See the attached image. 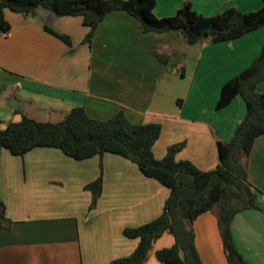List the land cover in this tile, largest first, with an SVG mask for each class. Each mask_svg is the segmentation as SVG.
<instances>
[{
	"label": "crops",
	"instance_id": "crops-1",
	"mask_svg": "<svg viewBox=\"0 0 264 264\" xmlns=\"http://www.w3.org/2000/svg\"><path fill=\"white\" fill-rule=\"evenodd\" d=\"M187 2L206 17L232 8L255 12L264 5V0H156L154 14L175 16ZM5 16L12 28L0 32L3 129L23 116L57 123L53 119L62 121L75 108L100 121L124 112L133 124L162 126L156 159L176 146L177 161L204 172L220 165L219 143L232 140L247 114L241 96L218 110L221 91L261 55L264 27L232 41L189 45L176 32L145 34L132 16L115 12L88 43L89 28L80 16L58 17L44 8L27 17L6 10ZM46 27L70 37L71 44ZM257 91L264 95V81ZM101 164L103 192L90 210L86 186L98 179ZM248 173L259 208L234 216L232 237L246 264H264V135L254 143ZM169 196L168 188L119 155L77 161L55 148H37L24 157L2 149L0 197L9 222L0 226V264H111L139 245L124 230L158 218ZM193 229L204 264H229L215 212L198 217ZM174 244V236L165 233L145 264H163L156 253Z\"/></svg>",
	"mask_w": 264,
	"mask_h": 264
},
{
	"label": "trees",
	"instance_id": "trees-1",
	"mask_svg": "<svg viewBox=\"0 0 264 264\" xmlns=\"http://www.w3.org/2000/svg\"><path fill=\"white\" fill-rule=\"evenodd\" d=\"M38 8L58 17L80 16L89 28L85 42L91 43L105 18L115 12H125L136 19L145 34L178 33L189 45L227 42L264 27V5L255 12L236 8L215 16L197 13L190 2L175 16L158 18L154 14L156 0H0V32L9 33L11 24L6 10L30 16ZM46 30L66 44L70 37L46 27ZM168 64L169 57L155 54ZM264 81V46L261 55L244 72L227 82L221 91L217 109L229 106L241 96L247 108L245 119L232 140L219 143L220 165L211 171H201L189 161H177L179 147H171L162 160L155 158L153 148L161 136L159 123L133 124L124 112L107 121L92 119L84 108L71 110L64 120L40 122L23 116L3 129L0 122V152L8 150L24 157L37 148H55L66 156L83 161L105 154L119 155L136 164L142 174L170 190L163 213L138 228H127L124 235L139 240L132 255L111 264H145L154 244L165 233L175 238V244L156 253L163 264H204L196 248L194 221L207 212L218 216L219 228L229 264H246L234 245V216L249 209H258V193L249 181L248 159L256 139L264 135V95L257 86ZM178 104L181 106L182 101ZM92 193L90 210H94L103 192V166L96 181L86 186ZM5 205L0 197V226L8 223Z\"/></svg>",
	"mask_w": 264,
	"mask_h": 264
},
{
	"label": "rangeland",
	"instance_id": "rangeland-1",
	"mask_svg": "<svg viewBox=\"0 0 264 264\" xmlns=\"http://www.w3.org/2000/svg\"><path fill=\"white\" fill-rule=\"evenodd\" d=\"M199 44H201V43H199ZM52 119H53V118H52ZM52 119H51V120H52ZM63 119H64V118H63ZM63 119H62V120H63ZM53 121H54V122H59L60 119H53Z\"/></svg>",
	"mask_w": 264,
	"mask_h": 264
}]
</instances>
